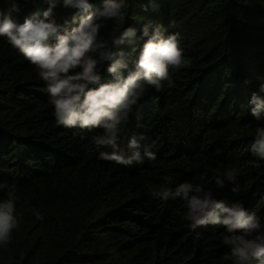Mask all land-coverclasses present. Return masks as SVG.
I'll use <instances>...</instances> for the list:
<instances>
[{"label": "trees", "instance_id": "obj_1", "mask_svg": "<svg viewBox=\"0 0 264 264\" xmlns=\"http://www.w3.org/2000/svg\"><path fill=\"white\" fill-rule=\"evenodd\" d=\"M146 3L136 0L126 9L128 23L167 26L174 18L193 67L182 70L173 89H150L139 101L129 135L147 134L157 155L143 164L100 161L90 143L97 130L58 127L35 67L0 37V185L16 182L24 211L0 261L231 264L224 259L222 228L192 231L180 219L179 198L149 194L164 174L183 183L233 164L241 170V191L233 193L229 185L216 190L218 198L242 200L264 218V162L257 167L243 151L253 139L244 127L253 119L246 102L264 78V7L257 0H156L158 9L145 12ZM34 11L26 8L21 22ZM64 11L57 9V17ZM118 30L109 22L102 35ZM4 192L0 187V196ZM32 207L45 211L43 223Z\"/></svg>", "mask_w": 264, "mask_h": 264}, {"label": "clouds", "instance_id": "obj_2", "mask_svg": "<svg viewBox=\"0 0 264 264\" xmlns=\"http://www.w3.org/2000/svg\"><path fill=\"white\" fill-rule=\"evenodd\" d=\"M135 2L0 0V37L35 67L37 78L46 85L55 124L97 130L90 139L97 159L123 166L157 159L155 142L147 134L129 135L139 101L150 89H173L182 70L193 67L174 18H169L167 26L153 20L128 23L126 9ZM257 3L264 7V0ZM28 7L36 11L24 15L21 22L19 17ZM149 8L158 9L156 0H147L143 11ZM57 9L65 10L64 14L57 17ZM109 22L119 30L102 35ZM244 83L251 85L252 81ZM246 108L253 119L244 127L251 130L253 139L243 151L259 167L264 162V78L256 83ZM137 126L144 127L139 122ZM240 173L229 164L216 175L197 173L192 181L183 183L164 174L149 194L163 201L179 198L183 207L180 219L192 231L209 225L222 228V244L228 249L224 259L231 264H264V218L244 201L225 202L216 193L229 185L233 193L241 191ZM205 181L214 184L215 190L206 187ZM0 187L5 189L0 196V249H6L20 228L24 211L18 208L16 182ZM30 211L36 221H45V211L37 207Z\"/></svg>", "mask_w": 264, "mask_h": 264}]
</instances>
